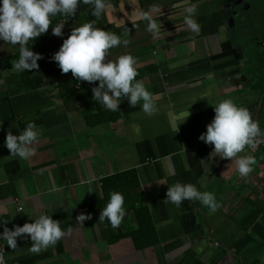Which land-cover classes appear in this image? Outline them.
<instances>
[{"label":"crops","instance_id":"1","mask_svg":"<svg viewBox=\"0 0 264 264\" xmlns=\"http://www.w3.org/2000/svg\"><path fill=\"white\" fill-rule=\"evenodd\" d=\"M227 1L232 5L220 10L219 3ZM249 1L192 0L199 34L183 22L184 0L110 4L104 22L129 44L110 49L106 58L124 52L136 57V78L157 97L158 110L151 116L125 97L118 121L91 126L83 111L68 109L52 87L21 90L8 65L16 47L0 45V58L10 69L0 75V225H22L45 211L66 230L39 253L30 251L28 234L17 238L16 249L6 244L10 264H264V163L256 161L247 177L240 176L234 159L213 155L214 145L199 138L215 115L213 104L223 97L248 107L258 121L242 59L246 51L245 64L259 61L261 51L238 43L243 33L235 29L233 11L249 7ZM152 4L161 6L153 12L160 22L155 35L137 15ZM29 120L43 129L36 152L28 160L13 157L4 144L7 131L18 133ZM258 144L246 145L241 154L255 156ZM132 169L139 186L125 194L126 199L143 196L136 208L147 207L140 217L144 229L126 199L127 212L117 228L106 219H76L84 206L104 197V178ZM176 180L213 191L220 207L213 213L199 201L185 199L179 208L165 203ZM135 238L151 243L138 248Z\"/></svg>","mask_w":264,"mask_h":264},{"label":"clouds","instance_id":"2","mask_svg":"<svg viewBox=\"0 0 264 264\" xmlns=\"http://www.w3.org/2000/svg\"><path fill=\"white\" fill-rule=\"evenodd\" d=\"M80 4L90 6L91 14L97 19L111 6L110 0H0V40L19 45V58L12 65L13 71L23 72L38 68V60L42 54L34 51L29 46V41L33 42L34 38L47 32L52 24V17L58 14L75 16ZM160 8L159 4H152L147 10L137 12L147 22V30L154 35L160 31V22L153 12ZM197 11L196 3L184 0L183 22L195 34H199L202 27L196 18ZM63 28L64 21H60L52 27V32L63 36ZM121 43L128 45L129 41L121 40L116 32L97 26V20H89L72 28L52 59L58 62L62 72L68 73L71 70L72 75L79 81L92 83L93 99L103 107L116 111L121 100L126 97L130 105L139 104L143 112L151 116L158 110L157 97L146 87L143 79L136 78V57L131 52H124L115 59L106 58L110 56V49ZM213 105L215 115L199 138L214 145L213 155L231 158V161L234 159L238 174L247 177L253 170L256 158L251 154L241 153L246 145L264 143V128L253 118L248 107L237 104L230 96L219 99ZM42 133V127L35 120H29L18 133H13L9 128L4 144L10 150L11 156L28 160L35 154L34 145ZM168 174L174 175V172L169 171ZM185 199L190 202L199 201L213 213L220 207L213 191L201 190L192 182L180 180L169 184L165 203L170 202L179 208ZM124 202L122 192L111 191L99 214V220L107 219L113 228L119 227L127 212ZM30 217V222L16 224L11 228L4 224L3 231H0V241H6L7 245L16 249L18 237L30 236V251L39 253L64 237L66 230L52 214L41 211ZM76 219L83 223L91 219V213L81 212ZM0 264H4L2 258Z\"/></svg>","mask_w":264,"mask_h":264},{"label":"trees","instance_id":"3","mask_svg":"<svg viewBox=\"0 0 264 264\" xmlns=\"http://www.w3.org/2000/svg\"><path fill=\"white\" fill-rule=\"evenodd\" d=\"M122 0H110V4L118 6ZM82 5V6H80ZM77 13L73 17H67L63 15L52 17V24H50L47 32L41 34L40 36L34 38L33 42L29 41V46L36 52L42 54V57L38 60L39 67L36 69L25 70L23 72L13 71L16 77L18 87L21 90H35L42 87H52L55 90V94L59 99H61L68 109H74L77 111H83V115L86 121L91 126L98 125L105 122H115L121 118V107L118 110L112 111L103 107L100 103L93 99L92 87L93 84L87 81H79L74 77L69 70L68 73L61 71L58 66V62L52 59L55 51L61 46L63 39L66 38L74 26L86 22L89 20H97V26L103 27L108 31H115L114 25L106 24L102 17L97 19L91 14V7L85 4H80ZM60 21H64L63 36H58L53 34L52 27ZM121 33L120 31H118ZM5 43L0 40V45ZM15 52L9 56L8 65L12 67L16 60L19 58V45H15ZM261 53V59L249 60L248 64L246 62V54L243 56L244 67L247 69L246 79L248 80V89L252 93V96L258 102V110L255 114L259 121L260 127L264 128V51ZM244 69V68H243ZM242 70V69H241ZM98 84V81L95 82ZM5 106V103L2 102ZM9 113L12 116V105L10 99L8 98ZM7 115V114H6ZM5 117H9L8 116ZM256 161L264 163V143H259L258 148L255 152ZM139 186L137 171L135 169L108 176L103 180V190L104 197L101 198L97 204H88L84 206V212L91 213V221L99 220V214L102 208L106 205L109 199V193L113 190H117L123 193L126 199V194L129 191L135 189ZM139 194V193H138ZM133 195L129 197L128 200L130 206L135 207V211L139 217L140 228L144 229L145 225L141 216L147 210V207L141 204L136 208L138 202H143V196ZM130 195V194H129ZM131 198V200H130ZM125 200V201H126ZM86 220V221H89ZM107 220V219H106ZM108 223H110L107 220ZM111 227V226H109ZM140 232V230L138 231ZM120 237V236H119ZM114 240V238H112ZM135 243L138 248L145 247L151 242L143 241L135 238Z\"/></svg>","mask_w":264,"mask_h":264},{"label":"rangeland","instance_id":"4","mask_svg":"<svg viewBox=\"0 0 264 264\" xmlns=\"http://www.w3.org/2000/svg\"><path fill=\"white\" fill-rule=\"evenodd\" d=\"M228 3H230L231 5H232V1H227V2H225L224 3V5L223 4H220L219 3V8H220V10L223 8V7H226L227 5H228ZM234 3H239V2H234ZM229 4V5H230ZM248 4H250V5H252V6H254V7H258V9H260L261 8V6L263 5L264 6V0H259L258 2H255V1H252V0H250L249 2H248ZM234 12L236 11L237 13H235L236 14V16H238L239 17V15L241 16L242 15V12H243V7L240 9H234L233 10ZM246 12L250 15V10H249V8H247L246 9ZM238 17H236L237 19H235V21L237 22V24L240 26V28H241V30H242V32H244V33H246V32H255L256 34H257V36H255V35H253V38L255 39V41L258 43V44H261V46H263L264 47V33H263V31H264V17H262V18H260V19H258V21H263L261 24H259L257 27H254V26H251V25H248V24H246L245 22H240V20H239V18ZM228 23H231V22H228ZM230 31L232 32V34H233V28L231 27L230 28ZM259 32V33H258ZM234 36V34L232 35V37ZM7 46H8V48L10 49V50H14V47H13V45L12 44H10V43H7ZM1 60H0V64L1 63H5V64H3V66L2 67H0V75H2V74H4V73H9L10 72V69L8 68V66L6 65V60H4L3 58H0ZM10 67V66H9Z\"/></svg>","mask_w":264,"mask_h":264},{"label":"flooded vegetation","instance_id":"5","mask_svg":"<svg viewBox=\"0 0 264 264\" xmlns=\"http://www.w3.org/2000/svg\"><path fill=\"white\" fill-rule=\"evenodd\" d=\"M249 8L250 10V15L246 12V9ZM253 12H257L258 14L261 15V17L257 16V15H253L252 13ZM264 17V6L262 5L260 9H258V11H255L253 9V6L250 5L249 7H243V12H242V15L239 16V20L240 22H245L246 24L248 25H251V26H254V27H257L259 24H261L263 21H258V19ZM235 29H238V32H241V28L240 26L236 23V26H235ZM243 33V36H242V39L241 41L238 43H241L243 46H246L247 47H253V48H256L258 49L256 52L258 54V51L260 50L261 52L264 51V47L261 46V44H258L255 39L253 38V35L257 36V34L255 32H242ZM259 33V32H258ZM264 33V31H263ZM237 41V40H236ZM260 48V49H259ZM261 55V53H260Z\"/></svg>","mask_w":264,"mask_h":264},{"label":"built area","instance_id":"6","mask_svg":"<svg viewBox=\"0 0 264 264\" xmlns=\"http://www.w3.org/2000/svg\"><path fill=\"white\" fill-rule=\"evenodd\" d=\"M0 231H3V227L0 225ZM6 241H0V258L3 259L4 264H10L6 258Z\"/></svg>","mask_w":264,"mask_h":264}]
</instances>
